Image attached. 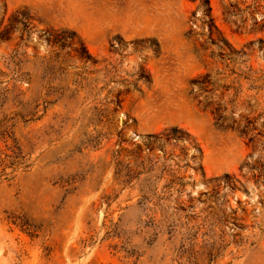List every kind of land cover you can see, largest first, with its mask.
Listing matches in <instances>:
<instances>
[{"label": "rangeland", "instance_id": "374dc122", "mask_svg": "<svg viewBox=\"0 0 264 264\" xmlns=\"http://www.w3.org/2000/svg\"><path fill=\"white\" fill-rule=\"evenodd\" d=\"M0 264H264V0H0Z\"/></svg>", "mask_w": 264, "mask_h": 264}]
</instances>
